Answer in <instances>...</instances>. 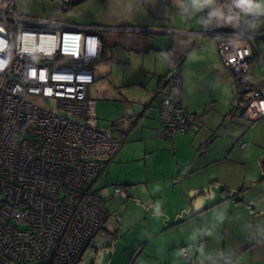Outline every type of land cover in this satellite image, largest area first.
Instances as JSON below:
<instances>
[{"label": "crops", "instance_id": "obj_1", "mask_svg": "<svg viewBox=\"0 0 264 264\" xmlns=\"http://www.w3.org/2000/svg\"><path fill=\"white\" fill-rule=\"evenodd\" d=\"M186 3L83 0L65 13L57 1L15 0L21 15L101 29L87 97L100 96V108L89 98L96 117L110 123L100 126L112 128L120 146L88 187L106 218L77 264H202L217 250L233 252L232 264H264V236L246 231L264 223V119L243 125L246 85L220 63L217 38L202 34L218 19L208 20L210 9L185 11ZM219 21L233 37L252 35L264 61V17ZM174 66L181 105L200 123L165 141L159 107ZM255 75L261 88L264 72ZM115 186L127 187L126 197L114 196Z\"/></svg>", "mask_w": 264, "mask_h": 264}, {"label": "built area", "instance_id": "obj_2", "mask_svg": "<svg viewBox=\"0 0 264 264\" xmlns=\"http://www.w3.org/2000/svg\"><path fill=\"white\" fill-rule=\"evenodd\" d=\"M57 1L65 8L78 0ZM227 13V0H218ZM203 35L217 38L222 66L246 85L243 118L264 119V61L252 35L227 32L219 19ZM98 26H66L18 13L0 0V264H77L102 228L106 212L89 185L120 141L98 127L90 66L102 53ZM181 72L171 67L159 107V136L172 140L200 119L181 105ZM53 100L54 111L38 100ZM245 145H241L244 147ZM115 186L114 196L126 197Z\"/></svg>", "mask_w": 264, "mask_h": 264}, {"label": "clouds", "instance_id": "obj_3", "mask_svg": "<svg viewBox=\"0 0 264 264\" xmlns=\"http://www.w3.org/2000/svg\"><path fill=\"white\" fill-rule=\"evenodd\" d=\"M183 6L185 11L190 9L193 13H201L205 9H210L208 20L227 19L229 23L239 22L247 17H264V0H227L229 10L227 13L223 7L218 6V0H187V3ZM207 22L205 21V23ZM225 218L223 213L218 214L216 217L217 222L220 224L224 222ZM252 229H255V235L251 231ZM246 231L252 239H256L257 236H264V223L259 225L249 224ZM233 255L234 253L228 250L205 252L202 264H232Z\"/></svg>", "mask_w": 264, "mask_h": 264}, {"label": "rangeland", "instance_id": "obj_4", "mask_svg": "<svg viewBox=\"0 0 264 264\" xmlns=\"http://www.w3.org/2000/svg\"><path fill=\"white\" fill-rule=\"evenodd\" d=\"M92 68L94 69L95 66L93 65ZM100 82H101L102 84H106L104 79L99 80L97 84L100 85ZM88 96H89V98H91V99H93V100H97V101L99 102L98 107L100 108V96L97 97V96L95 95V96H93V98L91 97V95H88ZM38 103H39L40 105H42L43 107L48 108V109H50L51 111H54L55 103H54L53 100H46V101H44V100L39 99V100H38ZM101 103H103V102H101ZM107 103H108V102H107ZM109 105H110V106H113V104H110V103H109ZM98 113H99V112H98ZM99 114H100V113H99ZM239 117H240V114H239ZM96 118H97V117H96ZM97 124H98V127H100V128H102L101 126H105V127H103V128H106L110 123H109V122H103V121L100 119V116H98V118H97ZM244 124H245L246 128L249 129V128L252 126L253 123H250V122L247 123V122H245V123H243V125H244ZM100 125H101V126H100Z\"/></svg>", "mask_w": 264, "mask_h": 264}, {"label": "trees", "instance_id": "obj_5", "mask_svg": "<svg viewBox=\"0 0 264 264\" xmlns=\"http://www.w3.org/2000/svg\"><path fill=\"white\" fill-rule=\"evenodd\" d=\"M81 1H83V0H78L77 2H75L74 4H72V5H70V6H67V7H65L64 8V12L65 13H67L74 5H76V4H78L79 2H81ZM262 167H264V159H262ZM93 194H95V193H93ZM96 195V194H95ZM48 264H53V263H48Z\"/></svg>", "mask_w": 264, "mask_h": 264}, {"label": "bare ground", "instance_id": "obj_6", "mask_svg": "<svg viewBox=\"0 0 264 264\" xmlns=\"http://www.w3.org/2000/svg\"><path fill=\"white\" fill-rule=\"evenodd\" d=\"M95 195V194H94ZM97 196V195H96ZM98 197V196H97ZM89 246V245H88Z\"/></svg>", "mask_w": 264, "mask_h": 264}]
</instances>
